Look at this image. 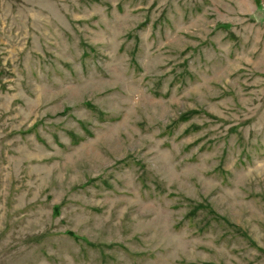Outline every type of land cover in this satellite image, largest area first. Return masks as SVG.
<instances>
[{
	"label": "rangeland",
	"instance_id": "obj_1",
	"mask_svg": "<svg viewBox=\"0 0 264 264\" xmlns=\"http://www.w3.org/2000/svg\"><path fill=\"white\" fill-rule=\"evenodd\" d=\"M0 264H264V0H0Z\"/></svg>",
	"mask_w": 264,
	"mask_h": 264
}]
</instances>
